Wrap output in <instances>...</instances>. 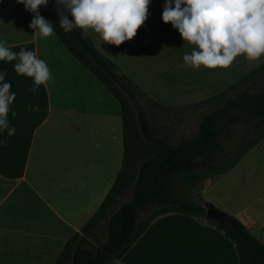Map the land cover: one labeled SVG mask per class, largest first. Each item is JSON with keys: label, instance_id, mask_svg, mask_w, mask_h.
<instances>
[{"label": "crops", "instance_id": "0c3cea01", "mask_svg": "<svg viewBox=\"0 0 264 264\" xmlns=\"http://www.w3.org/2000/svg\"><path fill=\"white\" fill-rule=\"evenodd\" d=\"M39 14L49 21V3L46 8L39 9ZM32 17L33 14L17 0H0V39L15 53L21 49L35 51L38 58L46 61L51 73L50 81L33 92L32 79L14 71L16 61H0V71L7 73L5 80L11 84L10 91L16 94L8 117L16 129L15 134L9 137L6 131L0 133L1 264H53L67 240L79 232L99 208L112 186L110 177L116 178L122 160L121 156L111 164L108 153L104 160L94 158L98 141L94 137L92 120L95 113L92 105L91 110L79 105V90L84 88L86 97L92 100L95 85L80 68L87 70L55 34L48 38L32 35L33 30L29 28ZM88 37L105 58L114 61L112 49L104 50V46L96 44L98 35L89 32ZM241 64L248 68L249 74L264 64V55L256 60L245 59ZM87 74L92 76L88 71ZM103 96L101 92L100 97ZM103 99L107 104L102 117L110 119L119 115L121 125L120 107L112 101L116 100L112 96V100L106 96ZM11 112L16 113L15 117ZM101 129L104 134V127ZM113 141L116 142V136ZM262 142L264 138L259 143ZM105 146L101 141L100 148ZM121 146L123 155V142ZM79 155H84V159H79ZM244 157L229 172L205 180L207 184L203 193L216 180L229 179L232 191L215 196L214 200L230 203L224 211L258 240L263 238L259 231L264 234V224L259 216L264 215V206L259 203L253 209L251 205L264 198V177L257 176L263 164L262 160L247 159L246 168L239 175H231L239 171ZM118 160L119 168L116 167ZM109 164L111 170H108ZM251 189L255 193L251 194ZM116 264L239 262L233 242L206 220L184 214H166L154 219Z\"/></svg>", "mask_w": 264, "mask_h": 264}, {"label": "trees", "instance_id": "16d2710c", "mask_svg": "<svg viewBox=\"0 0 264 264\" xmlns=\"http://www.w3.org/2000/svg\"><path fill=\"white\" fill-rule=\"evenodd\" d=\"M49 21L65 49L118 103L123 142L121 167L111 188L94 215L67 240L53 264H116L159 216L184 214L206 220L205 208L189 191L232 170L264 138V64L198 103L207 111L198 118L195 136L172 143L151 131L143 104L152 101L146 93L119 73L88 35L82 36L79 29L65 33L60 28L54 0H49ZM135 126L142 145L130 132ZM237 127L244 129V135L234 150L227 152L223 143L234 139ZM130 186V199L119 203ZM153 208L157 209L149 218L141 220ZM221 213L234 225L206 222L233 242L239 264H264V244L234 217ZM102 224L104 241L98 233Z\"/></svg>", "mask_w": 264, "mask_h": 264}, {"label": "rangeland", "instance_id": "374dc122", "mask_svg": "<svg viewBox=\"0 0 264 264\" xmlns=\"http://www.w3.org/2000/svg\"><path fill=\"white\" fill-rule=\"evenodd\" d=\"M163 4L164 0H150L148 17L145 23L137 30L136 36L131 41H126L119 47L104 45L102 41H97L98 39H95V42H97V45L102 44L104 50L112 49L113 53H111V58L114 60L112 62L118 65L119 73L125 75L135 83L151 99L152 102H144L143 105L149 127L153 134L175 143L182 137L195 136L198 118L203 112L207 111L205 107L198 105L200 102L195 103V101L215 95L219 91L224 90L247 74L248 68L244 64H241L246 59L244 55L237 56L227 68L208 70L201 67L199 69H193L185 65L183 55L190 53L194 46L187 42L184 43L179 33L172 28L171 24H164L162 22ZM90 33L92 34L91 31ZM80 69L90 77L89 79L95 85V94L92 100L86 97V90L84 88L79 90V105L83 104L89 110H91L92 105V111L95 113L92 120L95 130L94 137L98 141L94 149V158L104 160V156L108 153V157L110 154L112 164L115 160H120L122 156L119 115L117 117H111L110 119H104L102 117V113L106 112L105 104H107L103 98L106 96L112 100L111 96L108 92H105L104 88L92 76L87 74V71L82 68ZM87 88L88 91L91 89L89 85ZM101 92L104 94L103 97H100ZM112 101L115 105H118L114 100ZM102 126L104 127V134L101 132ZM86 128L85 123L84 129ZM130 132L136 134L139 145H142L143 141L140 137L139 129L135 126ZM243 135V128H235L234 139L230 142L223 143L225 150L227 152L233 151L239 138ZM115 136L116 142L113 141ZM105 138H108V140L110 138L109 142ZM101 141L106 145L103 149L100 148ZM107 149L108 152L106 151ZM80 158L84 159V155H79ZM244 159V162L239 166V171L237 170L231 175H239V172L246 168V161L249 159L262 160L263 169L257 176L264 177V142L259 143L254 151L250 150ZM119 160L116 164L117 168L120 166ZM137 165L138 163L136 161V167ZM108 170H111L110 164L108 165ZM114 178L113 175L110 177L111 185L114 182ZM228 180L225 178L222 180L218 179V181L216 180L209 184L205 193L202 195L206 202L211 203L216 209L224 213H226L224 210L228 208L227 206L230 203H219L214 200V197L226 195L230 191V181ZM131 190L132 187L130 186L120 198L119 203L126 202L130 199ZM252 193H255L254 189H251ZM189 194L193 200L197 201L194 195V189L190 190ZM226 200L228 201L227 196H225ZM259 203H262L264 206V198L260 202L253 203L251 205L252 208L255 209ZM156 209L153 208L144 213L141 220L148 219L151 211ZM259 216L262 218V224H264V215L260 214ZM98 233L101 240L104 241L106 231L104 230L103 224ZM259 234L263 235V238L258 240L264 244V234L262 231H259Z\"/></svg>", "mask_w": 264, "mask_h": 264}, {"label": "clouds", "instance_id": "9594fccd", "mask_svg": "<svg viewBox=\"0 0 264 264\" xmlns=\"http://www.w3.org/2000/svg\"><path fill=\"white\" fill-rule=\"evenodd\" d=\"M17 3L33 14L29 23L32 35H54L53 24L39 14L49 0ZM149 4L150 0H54L59 26L65 33L79 29L82 36H87L91 31L102 44L116 47L136 36L148 17ZM161 19L171 24L184 43L194 46L183 55L184 64L193 69L227 68L237 56L256 60L264 55V0H164ZM0 61H16L14 71L32 79L33 92L51 79L46 61L35 51L21 49L15 53L2 39ZM6 76L0 71V133L6 131L11 137L16 129L8 117L16 94L10 91ZM11 115L15 117L16 113Z\"/></svg>", "mask_w": 264, "mask_h": 264}, {"label": "water", "instance_id": "95a60500", "mask_svg": "<svg viewBox=\"0 0 264 264\" xmlns=\"http://www.w3.org/2000/svg\"><path fill=\"white\" fill-rule=\"evenodd\" d=\"M206 181L201 182L200 184H198L195 189H194V195L197 198V202L202 204L203 207L205 208L206 212H205V219L206 220H216L219 222H224L227 223L231 226H233L234 224L228 220L222 213L221 211H219L218 209H216L211 203L206 202L203 197H202V193L203 190L206 187Z\"/></svg>", "mask_w": 264, "mask_h": 264}]
</instances>
